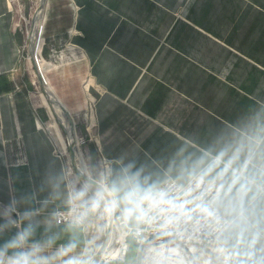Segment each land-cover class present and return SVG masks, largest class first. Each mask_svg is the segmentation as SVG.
<instances>
[{
  "label": "crops",
  "instance_id": "crops-1",
  "mask_svg": "<svg viewBox=\"0 0 264 264\" xmlns=\"http://www.w3.org/2000/svg\"><path fill=\"white\" fill-rule=\"evenodd\" d=\"M45 17L46 35L73 31L87 55L107 159L166 154L178 129L208 143L238 123L249 93L264 98V0H47L41 30ZM19 26L0 0V202L9 176L19 173L24 190L49 160L63 162L21 77ZM18 139L28 163L9 166L4 143Z\"/></svg>",
  "mask_w": 264,
  "mask_h": 264
},
{
  "label": "clouds",
  "instance_id": "clouds-1",
  "mask_svg": "<svg viewBox=\"0 0 264 264\" xmlns=\"http://www.w3.org/2000/svg\"><path fill=\"white\" fill-rule=\"evenodd\" d=\"M261 87H264L262 85ZM166 154L49 160L38 182L3 181L0 264H264V98Z\"/></svg>",
  "mask_w": 264,
  "mask_h": 264
},
{
  "label": "rangeland",
  "instance_id": "rangeland-1",
  "mask_svg": "<svg viewBox=\"0 0 264 264\" xmlns=\"http://www.w3.org/2000/svg\"><path fill=\"white\" fill-rule=\"evenodd\" d=\"M11 2L18 25H20L17 33L21 38L19 68L22 80L30 89L29 98L43 119L42 125L52 137L57 154L61 156L63 161L72 163L66 131L57 120L56 115L52 116L50 110H48L46 103V101L48 104L50 103L48 99L46 98L45 101L42 97L44 92L36 73L30 49V35L34 16L41 6V0H11ZM63 10L69 11V8H64ZM65 11L63 14L66 15L67 11ZM66 16L69 17V12H67ZM43 18L44 11L36 32L35 45L39 63L48 66L45 71L47 77L45 81L54 88L56 96H59L58 98L72 111L80 155H90L93 162L104 159L106 157L101 154L98 140L94 133L96 125V97L92 93L91 85L95 84L87 69V55L83 48L73 41V31H57L46 35L44 29L46 17L41 30ZM53 118L56 124H54ZM13 141L16 140L4 143L5 157L9 155L13 158L12 162L8 160V165H24L28 163L24 141L19 139L16 142ZM19 152H22L23 158L20 159V162H17Z\"/></svg>",
  "mask_w": 264,
  "mask_h": 264
},
{
  "label": "bare ground",
  "instance_id": "bare-ground-1",
  "mask_svg": "<svg viewBox=\"0 0 264 264\" xmlns=\"http://www.w3.org/2000/svg\"><path fill=\"white\" fill-rule=\"evenodd\" d=\"M47 5V0H41V6L37 11L36 15L34 16L33 27L31 31V40L32 45H30L32 58L34 60V65L36 69L37 76L39 78V82L41 84L42 90L45 95H47V99L50 101V105L53 111L56 113L60 124H62L64 130L67 134L68 145H69V155H71V149L75 155V159L80 156L79 148H78V136L75 130V121L72 117V112L69 108L62 103L61 99L56 96L55 91L50 87L47 86V82L45 81L44 75L42 73L38 57H37V50L35 45V36L36 32L39 28V22L41 21L42 12L45 10ZM75 162V161H74Z\"/></svg>",
  "mask_w": 264,
  "mask_h": 264
},
{
  "label": "built area",
  "instance_id": "built-area-1",
  "mask_svg": "<svg viewBox=\"0 0 264 264\" xmlns=\"http://www.w3.org/2000/svg\"><path fill=\"white\" fill-rule=\"evenodd\" d=\"M12 146V145H11ZM23 158V154L22 152H19L18 155H17V162H20V159ZM12 156H7V164H9L8 160H10L12 162Z\"/></svg>",
  "mask_w": 264,
  "mask_h": 264
},
{
  "label": "water",
  "instance_id": "water-1",
  "mask_svg": "<svg viewBox=\"0 0 264 264\" xmlns=\"http://www.w3.org/2000/svg\"><path fill=\"white\" fill-rule=\"evenodd\" d=\"M30 45H32L31 37H30ZM71 161H72V163H74V161H75V155H74L72 149H71Z\"/></svg>",
  "mask_w": 264,
  "mask_h": 264
}]
</instances>
